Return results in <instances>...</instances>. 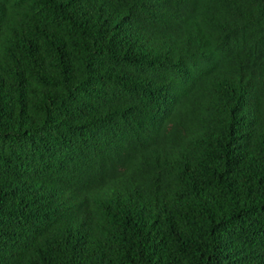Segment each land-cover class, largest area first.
<instances>
[{
	"label": "trees",
	"instance_id": "1",
	"mask_svg": "<svg viewBox=\"0 0 264 264\" xmlns=\"http://www.w3.org/2000/svg\"><path fill=\"white\" fill-rule=\"evenodd\" d=\"M0 264H264V0H0Z\"/></svg>",
	"mask_w": 264,
	"mask_h": 264
}]
</instances>
